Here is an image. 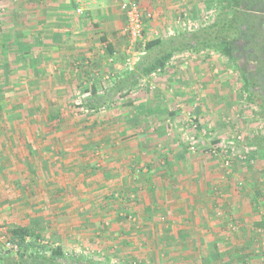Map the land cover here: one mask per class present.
I'll list each match as a JSON object with an SVG mask.
<instances>
[{
  "label": "rangeland",
  "instance_id": "obj_1",
  "mask_svg": "<svg viewBox=\"0 0 264 264\" xmlns=\"http://www.w3.org/2000/svg\"><path fill=\"white\" fill-rule=\"evenodd\" d=\"M12 1L5 0L2 5L0 3V177H4L0 180V185L4 186L5 189V194L0 191V264H10L14 259L13 256H9V250L5 249V242L9 240V227L16 223L28 224L30 219L29 208L23 210V207H27L29 203L26 206L16 205L19 203L17 199L20 195L16 193L20 187V184L16 181L17 178H21V181L25 183L24 189L26 191L27 186L32 188L30 185L34 184V182L31 183L29 180L30 174L27 171V167H25L27 170L23 169L21 171L19 169L21 172L18 171L19 164L16 156L22 159L21 153L30 155V153L34 152L32 158L35 166L39 167L38 178H36L40 181V174L42 178L45 174L49 175L51 173L57 179V176L61 173L68 172L70 174L68 182H70L69 185H75V188H72V191H74L81 184L80 178L84 172L98 173L97 170H101L105 166L104 161L107 160L105 157H108V155L111 157L114 154L113 148L105 145V142L102 143L104 144L103 146L100 141L98 143L96 141L102 136L107 138L114 136L116 137L114 140H120L121 137L127 135V130L123 129H125L124 126L128 122L130 124L131 120L144 119L139 110L136 109V107H139L134 103V100L133 105H130L132 102L127 98L106 100L103 107L98 111L78 107L88 98L83 93V90L85 91V88L89 85H98L103 90L110 88L112 77L118 75L117 72L115 73L117 71L116 68L110 65L119 64L123 61L120 57L115 59L116 56L108 55L106 49L104 54H100L101 57L98 56L103 48L97 49L98 44L94 43V36L101 38V31H93L96 29V27L92 26L95 20L90 21L91 24L88 28L94 33L92 32L91 34L93 36L92 39L87 38L84 40L87 43L85 46L87 49L83 56L74 55V52H65L64 60H62L61 55L56 57L59 59L51 58V53L45 45L47 38L43 33L33 35L32 40H29L30 34H12L11 31L15 27L16 20L17 24L20 23L22 27H28L24 22L29 24L30 21H34L33 19L19 17L15 20L12 16H8L13 11L7 9L8 5L13 7ZM196 1L184 0L183 4L186 6L191 4V8H187L188 11L185 12L188 13V18L190 17L197 25H200L199 30L203 26L210 25L220 7L218 0ZM199 4L201 6L197 7ZM195 5L196 9H194ZM3 9L6 12H2ZM84 18L82 19L85 20ZM166 18L165 25L159 21L155 27L145 30L144 42L133 45L132 50L125 53L127 55V58H125L126 63L123 65L125 71H132L135 68V61L137 60L138 62L144 56V44L149 39H155L156 34L153 31H158L164 39L177 37L189 32L185 31L175 21L177 19L174 18V13L166 15ZM82 19L80 18L79 20L82 21ZM39 21L44 26V21H41V19ZM124 28H126V25ZM124 38V43L128 50L131 47L130 39L127 36ZM34 41H37L36 44H33ZM39 41H42V46H39ZM88 45H95V47L88 50ZM12 46L16 47V49H12ZM30 46L33 48L30 49ZM36 47L38 49H35ZM93 49L98 51L97 54L93 52ZM9 58L14 60V63H18V66L12 65L13 61L9 60ZM110 59L112 61H109ZM174 59L176 64H178L177 66L180 63L185 64L189 61L198 65L197 69H192L193 72H188V74L192 75H194V72L198 74V77L194 79L196 84H194L195 90L193 91H197L198 94L204 91L207 94L205 97L208 98L205 102H202L205 116L200 125L203 126V130H206L210 136L201 143L197 153L200 150L203 151L206 147L221 142L230 143L229 146H231L233 145V140L241 137V140L237 143V149L240 150L238 151L240 155L243 154L246 157V159L236 158L230 169L222 165L221 167L213 165L217 172L220 170L224 173L223 183L229 190L220 194V197H225L226 201L223 202V205L228 203L230 213H223L220 210L215 213L214 218L219 221L221 231L218 233L217 239H219V242L217 247H215L216 244L210 246L211 242L209 246L210 249L214 247L220 250L218 251L219 257L213 260L210 259L208 262L213 263L216 261L219 264H264V226L261 228L257 226L244 227L240 222L242 220L234 215V211L238 212L241 210V219L245 218L247 221L251 220L256 212L258 215V210H263L264 213V151L249 148V143L264 137V113L258 106L263 104V93L262 91L256 92L254 102L253 100L250 101L248 93L244 89L240 71L219 53L206 51L200 53H179ZM51 62H56V64L52 66ZM101 62H107V66H101ZM171 65L169 61L166 68L167 71H162L160 73L162 75L155 73L156 77L162 82L168 79L165 76L166 73L176 69L175 64ZM215 70L218 72L216 73ZM75 74L77 78L74 76ZM107 76H110L111 79L108 80ZM157 78L153 82L155 87H158L159 83ZM199 85H203L204 88L200 90ZM179 86L178 88L186 87L187 85L184 83ZM261 87L264 89V82H262ZM138 88L137 91L139 90V92L135 96L139 98H135L137 101L141 99L142 93L145 92L146 85L140 83ZM52 89L57 90L54 91ZM59 89H64L65 91H60ZM151 92H155V90H151ZM180 100L183 99L180 98ZM130 111H135L136 113L132 114ZM109 121L112 124H106ZM104 123L110 125L105 128ZM210 125L213 128L209 130ZM188 131V134L184 132L177 139H182L184 151L187 153L186 156L190 158L192 153L186 148V138L191 135L192 130ZM80 143L81 145L78 146ZM100 145L103 146L102 149H100ZM29 151L31 152L29 153ZM204 152L202 153L204 154ZM115 153L118 154L116 151ZM197 153L193 154L196 155ZM210 158H206L207 161L202 163H212ZM193 161L192 159H187L186 163L188 164L189 162L190 164ZM62 182H65L66 185L68 184L65 179L64 181L60 180V183ZM52 183L56 185L57 182ZM217 186L219 185L217 184ZM23 193L24 191H22ZM26 193L24 194L25 197ZM83 194L86 195L87 192ZM70 195V198L73 199L76 194L71 193ZM34 196L39 200L45 198L40 193ZM136 196V193L128 195L131 202L136 200ZM125 198L126 196L119 192H116L114 197V199L119 200ZM3 199H5V202ZM124 217L125 222L121 224L120 228L118 226V228L112 227L110 222L105 223L107 220H104L105 225L101 224L98 227L101 236L96 238V243L92 238H87V235L92 234L93 227H79L77 230H73L77 233L72 231L71 238L66 240L65 246L68 245L69 248L75 246L70 249L76 253H82L86 257L97 255L102 264H145V261L153 262L151 255L157 262L156 264H169L165 263L167 259H162L163 257L161 258L160 253L164 254L165 251L173 249L172 243L150 241L153 249L145 250L150 252L148 258L147 255L145 256L142 253L141 247L144 246L141 242H132V244L126 242L127 233H129L130 237L129 228L136 232V227L138 228L142 225L139 222V217L132 212L124 215ZM42 218L40 217L38 222L40 223L39 227L44 230ZM159 230L166 229L161 227ZM43 234L46 235L45 231ZM58 240H61L60 237ZM48 241L46 239V242ZM136 260L138 262H135ZM133 261L135 263H132ZM197 264L207 263L203 259Z\"/></svg>",
  "mask_w": 264,
  "mask_h": 264
},
{
  "label": "crops",
  "instance_id": "obj_2",
  "mask_svg": "<svg viewBox=\"0 0 264 264\" xmlns=\"http://www.w3.org/2000/svg\"><path fill=\"white\" fill-rule=\"evenodd\" d=\"M3 1L5 0H0L1 5ZM82 1L87 5L85 15L78 16L76 13L79 6L77 0H13L11 2L13 7L8 5L7 8L13 10L8 16H12L15 20L19 17L33 19L34 21H30L29 24L24 22L28 27H22L20 23L17 24L16 20L15 27L11 32L14 35L30 34L29 40H32L33 35L43 33L47 38L45 45L51 53V58L61 55L62 60H64L65 52H74V55L83 56L87 49L85 47L87 43L84 40L87 38L92 39L91 34L93 31H101L100 39L95 36L93 38L94 43L98 44L97 49L103 48L98 56L101 57L100 54H104L106 49L108 55L116 56L115 59L120 57L123 60L119 64L110 65L116 68L115 73L118 74L112 77L111 83L126 79L133 70L129 72L123 69V65L126 63L125 58H127L125 53L130 52L132 48L129 47L127 50L124 43V27L127 26V23L119 5L113 0ZM138 1L144 13L153 14V18L147 22L146 30L155 27L159 21L165 25L166 15L173 13L174 18L177 19L175 21L178 22L179 19L188 17V13L185 11H188L187 8H191V4H188V6L183 4L184 0ZM194 2L197 1L194 0ZM196 5L194 9L201 6V4L197 7ZM2 12L6 11L3 9ZM80 18L85 20L82 19L81 21ZM39 19L44 21V26ZM91 20H95L92 26L96 29L93 31L88 28ZM153 33L156 34L155 39L163 37L158 31H153ZM36 42L34 41L33 44H36ZM38 44L42 46L43 43L39 41ZM31 46L30 49L33 48ZM37 47L35 49H38ZM93 47L95 45L89 46L88 50ZM12 49H16V47L12 46ZM93 52L97 54L98 51L93 49ZM79 56L78 58L81 57ZM9 60L12 59L9 58ZM12 61V65L18 64L14 63V60ZM109 61H112V59ZM170 62L172 65L175 64L176 69H172L171 74L166 73L165 76L168 79L162 82L156 77V74L144 78L141 83L146 85V90L142 93L143 95H141L139 101L135 100V98H138L135 96L139 92V90L137 91L139 86L124 97L130 99V102H132L130 105H133L134 100V103L139 107H136V109L139 110L144 119L131 120L130 124L127 123V127L123 125L125 127L123 130H127V135L121 137L120 140H114L116 138L114 136H111V138L102 136L96 141V143L100 141L101 144L105 142V145L113 148L114 154L111 157L109 155L105 157L107 159L104 161L105 166L101 170H97L98 173L84 172L80 178L81 184L74 191H72V188H75V185H69L70 182H68L70 176L68 172L61 173L57 176V179L51 173L49 175L45 174V176L42 175V178L40 174V181L37 179L39 167H35V171H32L28 167V170L25 169V166H23L22 162L27 160L28 155L21 153L22 159L16 156L19 164L18 171L19 169L29 171V180L34 184L30 185L32 188L27 186L26 191L24 189L25 183L21 181V178H17L16 182L20 184V187L16 193L20 195L17 199L19 203L16 205L26 206L27 203L32 204L23 207V210L29 208V223H16L15 225L30 226L34 222H38L37 220L40 217H43L42 223L46 233V235H43L44 238L51 243L54 242L55 246L62 247L66 257L77 256L87 260L95 258L97 255L86 257L82 253L74 252L72 249L75 246L70 247L72 249L68 245L65 246L66 240L71 238L72 231L77 230L79 227H93L92 234L87 235V238H92L96 243V238L101 236L98 229L99 225L103 224L104 226L106 222H110L112 227L118 226L120 228L121 224L125 222L124 215L132 212L139 217V222L142 225L136 227V232L129 228L130 237L127 233L126 242L130 244L137 241L141 242L144 246L141 247L142 253L145 256L147 255L148 258L150 252L145 250L153 249L150 241L170 242L173 249L165 251L164 254L160 253L162 259H167L165 263L195 264L196 262L197 264L205 259L207 264H219V262L212 263L208 260L219 257V248H217L218 250L214 247L210 249L212 244H216L215 247H217L219 242L217 237L221 231L219 221L214 218L215 213L219 210L223 213H230L228 203L223 205V202L226 201L225 197L221 196L222 199L220 197V194L229 190L223 183L224 173L219 169V172H217V169L213 167V165L221 167L222 161L214 157L210 158L206 152L203 154L204 150H200L196 155L189 153L190 158H188L183 148L182 139H177L184 132L188 134V130H191L188 126L191 115L197 116L199 123L202 124L205 116L202 102H205L208 98L205 97L207 94L204 91L199 94L197 91H193L195 90L194 84H196L194 79L198 77V74L194 72V75H192L188 72L191 73L195 68L197 69V64L189 61L185 64L180 63L177 66L178 64H176L174 58ZM136 63L137 60L135 66ZM51 64L54 66L56 62H51ZM100 65L107 66V62H101ZM166 68L163 72L167 71ZM215 72L218 71L215 70ZM74 76L77 78L76 74ZM156 78L159 80L158 87L153 86ZM107 79L110 80V76H107ZM184 83L187 85L186 87L178 88L179 85L182 86ZM96 86L100 94L104 92L103 88ZM198 87L200 90L204 88L203 85ZM59 90L65 91L64 89ZM151 90H155V92H151ZM85 95L90 96L89 93H85ZM180 98L183 100H180ZM130 113L135 114L136 112L130 111ZM107 123L112 124L110 121ZM106 124L104 125L105 128L110 125ZM104 127L102 126L103 129H105ZM212 128V125H210L209 130ZM69 143L70 141L67 144L69 145ZM80 145L81 143L78 146ZM102 145L104 146V144ZM102 145L99 146L100 149H102ZM206 158H210L212 163L203 164V161H207ZM187 159L194 161L190 164L188 162V165L186 163ZM31 161L34 163L32 157ZM2 178L4 177H0V180ZM64 179L67 180V185L65 182L60 183V180L64 181ZM52 182L57 183L54 185ZM0 191L5 194L4 186L0 185ZM22 191H24L23 194ZM84 192H87L88 195H84ZM116 192L122 193L127 199H114ZM25 193L26 197L24 196ZM37 193L45 196V198L39 200L34 196ZM71 193L76 194L73 199L70 198ZM130 193H136L137 195L136 200L133 202L129 200L128 195ZM223 199L225 200L223 201ZM3 201L5 202V199ZM234 215L242 220L240 222L244 227L257 226L261 228L264 226L263 210H258V215L256 212L254 217L247 221L245 218L241 219V210L234 211ZM104 220L107 221L104 223ZM161 227L166 230H159ZM73 232L77 233L76 231ZM59 237L61 240H58ZM99 252L101 251L99 250ZM11 256L14 257L15 255L11 254ZM151 259L153 262L145 261V264L157 263L152 255Z\"/></svg>",
  "mask_w": 264,
  "mask_h": 264
},
{
  "label": "trees",
  "instance_id": "obj_3",
  "mask_svg": "<svg viewBox=\"0 0 264 264\" xmlns=\"http://www.w3.org/2000/svg\"><path fill=\"white\" fill-rule=\"evenodd\" d=\"M218 3L220 9L210 25L203 26L193 32H185L177 37L169 39L160 37L147 41L144 44V56L138 60L135 68L126 79L113 81L111 87L101 94L95 84L89 85L85 88L84 93H89L90 96L78 107L98 111L103 107L106 100L126 97L140 85L144 78L163 69L179 53L205 51L219 53L240 71L239 67L236 66L234 56L235 44L238 40L244 39L245 35L254 33L255 22L253 19L256 16L251 13L258 12L264 15V0H218ZM242 80L249 100L254 102L256 92H264L261 87L262 83L258 84L246 75H242ZM262 97L263 104L258 106L264 113V94ZM27 147L30 148L29 145ZM249 148L264 151V137L249 143ZM30 155L22 163L29 170L35 171L36 166L31 161L34 152ZM33 205L36 207L35 204ZM39 226L40 223L35 222L25 227L15 224L9 227V241L12 247L8 253L9 256L15 255L10 264H102L97 257L86 261L77 256L66 257L62 247L55 246L54 242L48 241L47 244H43L46 238L43 236L44 230Z\"/></svg>",
  "mask_w": 264,
  "mask_h": 264
},
{
  "label": "built area",
  "instance_id": "obj_4",
  "mask_svg": "<svg viewBox=\"0 0 264 264\" xmlns=\"http://www.w3.org/2000/svg\"><path fill=\"white\" fill-rule=\"evenodd\" d=\"M95 1V0H92ZM115 3H117L121 9V12L124 14L126 18L127 26L124 31V35L129 37L131 48H133V45L137 43L144 42V36H145V30L147 26V22L153 18L152 13H144L140 3L138 0H113ZM77 3L79 6L76 9V13L78 16L85 15L86 11V3L82 0H77ZM178 24L184 28L186 31H196L198 30L200 25H197L195 21L191 20L190 17H185L184 19H179ZM135 64V63H134ZM160 69L157 71V73H161L165 68ZM189 122V129H191L193 133L191 135H188L189 137L186 138V148L190 153H197V151L200 149L201 143L206 138H209V133L205 130H203V126L200 125L199 119L197 116L191 115ZM241 140V137H238L237 140H233L231 143L233 145L229 146L230 143L227 142H221L215 145H211L209 147L204 148L203 150L211 157L220 159L222 161V166L230 169L233 166V161L238 159H246L243 154H239L237 149V143ZM43 244H47L46 241L43 242ZM12 247V244L9 240L5 242V249L10 250Z\"/></svg>",
  "mask_w": 264,
  "mask_h": 264
},
{
  "label": "flooded vegetation",
  "instance_id": "obj_5",
  "mask_svg": "<svg viewBox=\"0 0 264 264\" xmlns=\"http://www.w3.org/2000/svg\"><path fill=\"white\" fill-rule=\"evenodd\" d=\"M251 14L256 16L253 19L254 33L247 34L244 39L236 42L234 56L241 76L246 75L260 84L264 82V15L258 12Z\"/></svg>",
  "mask_w": 264,
  "mask_h": 264
}]
</instances>
